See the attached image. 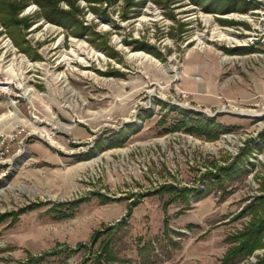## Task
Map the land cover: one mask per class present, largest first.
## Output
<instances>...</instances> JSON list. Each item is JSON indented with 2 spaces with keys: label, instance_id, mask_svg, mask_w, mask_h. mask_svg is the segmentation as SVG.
Masks as SVG:
<instances>
[{
  "label": "rangeland",
  "instance_id": "1",
  "mask_svg": "<svg viewBox=\"0 0 264 264\" xmlns=\"http://www.w3.org/2000/svg\"><path fill=\"white\" fill-rule=\"evenodd\" d=\"M55 1L70 12L59 22L31 0L16 26L0 16V133L17 134L0 163V215H9L0 264L28 255L92 264L105 237L121 264H141L148 238L156 264H219L234 244L227 237L264 220V0H221L212 11L208 0ZM214 29L233 41L212 37ZM72 40L84 46L67 64L61 54L76 50ZM140 52L161 66L132 55ZM189 112L234 127L216 137L168 129ZM203 172L213 178L191 196L187 186ZM74 202L72 217L53 216ZM185 210L198 222L171 221ZM263 257L264 228L235 264Z\"/></svg>",
  "mask_w": 264,
  "mask_h": 264
},
{
  "label": "trees",
  "instance_id": "2",
  "mask_svg": "<svg viewBox=\"0 0 264 264\" xmlns=\"http://www.w3.org/2000/svg\"><path fill=\"white\" fill-rule=\"evenodd\" d=\"M30 1V0H26ZM34 1L40 8H44V13L47 19L55 22L57 21V16H69V11H65L56 7L55 0H31ZM68 4H71L69 0H65ZM88 2H99L100 0H86ZM131 1V0H129ZM199 1V0H193ZM221 0H208L206 8L209 10H214L211 7V3H218ZM143 1L141 0V3ZM25 0L19 1V3L15 2H7L6 0H0V16L4 22L8 24H14L15 26L19 22L17 20V13L24 6ZM219 4V3H218ZM226 11H229L232 8H235L229 3H225ZM27 25V24H26ZM234 126L224 125L220 122H217L213 118H207L202 116H194L192 113H186L185 116L182 117L181 120H177L173 125L168 129H185L190 132H194L199 135L207 136V137H216L219 132L227 131L232 129ZM180 194V193H179ZM200 196V194H197ZM172 201V200H171ZM170 202V199L164 202V207ZM137 204L135 201L132 203L126 212V216L130 214L132 207ZM37 205H32L25 207L22 211L34 209ZM69 206L76 207L77 203L74 202L72 204H58L55 208L51 209L53 212V216L57 219L70 218L74 215L76 209L71 208ZM9 216V215H8ZM7 215H0V223L4 221ZM18 214L12 213L11 217L12 222L16 220ZM166 225V222H165ZM264 220L255 219L252 224L243 232H240L236 235H231L226 238L227 242L236 243L235 245H231L223 256L220 258L219 264H235L238 260L248 255L256 246H258L260 241V236L263 231ZM191 226V225H190ZM189 226V227H190ZM178 233V232H176ZM180 234V233H179ZM101 236L100 231H98L94 237L92 238V242H96ZM171 240V239H170ZM176 245V242L173 241ZM138 256L141 257V264H156L157 260L154 259V256H157V248L155 246L154 239L148 238L141 240V244L138 246ZM89 260L88 257L84 258L80 264H85ZM92 264H114V263H124L126 260L118 257L110 246L109 237H105L101 239L99 242L97 250L93 253L92 256ZM42 262L41 256H32L28 255V258L25 261H18L16 264H40ZM261 264H264V257L262 258Z\"/></svg>",
  "mask_w": 264,
  "mask_h": 264
},
{
  "label": "bare ground",
  "instance_id": "3",
  "mask_svg": "<svg viewBox=\"0 0 264 264\" xmlns=\"http://www.w3.org/2000/svg\"><path fill=\"white\" fill-rule=\"evenodd\" d=\"M217 28V27H216ZM212 37H217V39H220V40H227V41H233L232 40V38L229 36V33L228 32H225L224 30H213V32H212ZM199 40H201L200 38H198ZM72 43H73V45H75L76 46V50H75V48L74 49H71V51L70 52H64V53H62L61 54V57H62V61H64V62H66L67 64L68 63H71L72 61H73V59L75 58V57H79V55H81L82 54V51H81V47H83L84 46V44L82 43V42H80L79 40H72ZM201 44H202V41H201ZM81 51V52H80ZM92 53H94V51H92ZM133 56H136L138 59H141L142 60V58H144V59H150L153 63H155L157 66H161L160 65V63L156 60V59H154V58H151V57H149L147 54H145V53H134V54H132ZM83 56V55H82ZM86 56V55H85ZM85 57H80V59L82 60V59H84ZM224 61L226 60V61H228L229 60V58L228 57H225L224 59H223ZM10 72L11 73H14L15 74V77H16V79H23V77L22 76H20L19 77V75L14 71V68L11 66L10 68ZM176 74L177 73H175L174 75H172V78H175V76H176ZM22 81V80H21ZM21 81H19V83H18V87L19 88H22V90H23V95L24 96H26V97H28L29 99H31V97H32V94H31V89H28V88H26L25 86H24V84H22V82ZM8 83V82H7ZM5 89V87L4 86H0V90H4ZM67 92L74 98L75 97V93L73 92V90L72 89H70L69 88V86L67 87ZM149 94L150 95H154L153 94V91H149ZM8 105L12 108V110H13V114L14 115H16L17 116V119H19V115L16 113V111H15V108H14V105H13V103L11 102V101H9L8 100ZM244 113H246V111H244ZM4 118V116H2V118L0 119V121L2 120ZM56 125H57V127H60L61 126V123H58V122H56L55 123ZM62 128V127H61ZM34 133H37V134H39L41 137H43V138H46V139H48L49 140V136L47 137L45 134H41V132H39V131H34ZM16 137H17V134L14 136V141L16 140ZM227 139L228 140H233L231 137H227ZM159 142H160V140H158ZM51 142V141H50ZM52 143V142H51ZM122 153H124L125 151H121Z\"/></svg>",
  "mask_w": 264,
  "mask_h": 264
},
{
  "label": "built area",
  "instance_id": "4",
  "mask_svg": "<svg viewBox=\"0 0 264 264\" xmlns=\"http://www.w3.org/2000/svg\"><path fill=\"white\" fill-rule=\"evenodd\" d=\"M199 110V109H195ZM203 111V110H201ZM14 141V135H10L8 133H0V163L3 161L6 162L7 156L12 152V148L10 147L11 142ZM3 160V161H2ZM200 176L201 179L197 180V184L194 186V184L187 186V188H192L191 190V196L197 195V194H202L203 191H205L206 184H207V179L213 178V176L207 174L206 172H203ZM188 188V190H189Z\"/></svg>",
  "mask_w": 264,
  "mask_h": 264
},
{
  "label": "crops",
  "instance_id": "5",
  "mask_svg": "<svg viewBox=\"0 0 264 264\" xmlns=\"http://www.w3.org/2000/svg\"><path fill=\"white\" fill-rule=\"evenodd\" d=\"M203 103H206V100H202ZM205 202H209V201H205ZM208 205V203H206ZM190 210H185L182 211L180 214L175 215L174 217H172V220L174 223H176L177 221L179 222V224L184 225L183 223H196L198 222V217L194 215V213L189 214ZM201 216V215H200ZM203 216V215H202ZM178 223H176L177 225ZM164 263V262H163ZM162 262H160L159 264H163Z\"/></svg>",
  "mask_w": 264,
  "mask_h": 264
}]
</instances>
